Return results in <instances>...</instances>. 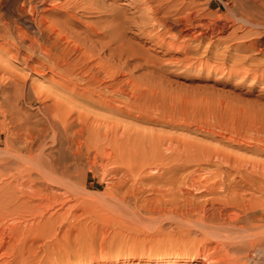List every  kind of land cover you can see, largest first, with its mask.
<instances>
[{
    "label": "rangeland",
    "instance_id": "374dc122",
    "mask_svg": "<svg viewBox=\"0 0 264 264\" xmlns=\"http://www.w3.org/2000/svg\"><path fill=\"white\" fill-rule=\"evenodd\" d=\"M59 1L64 3L66 0ZM190 1L194 2L191 8L193 26L208 25V34L203 38L200 37L202 29L198 26L197 29L192 27L188 31L184 30L172 40L171 36L162 34L161 27L143 24L138 2L134 0H78L80 7L70 12L77 19L57 11L44 12L56 28L65 30L70 45L84 40L89 44L93 42L90 48L98 54L95 66L111 74L109 77L106 74L108 80H105L106 76L100 75L104 77L102 84L96 82L93 85L96 91L102 90L101 98L97 93H87L82 85L76 88L77 95L65 90L62 92L55 88L57 86L49 78V73L44 76L34 73L23 68L19 59L0 54V64L16 77L26 80L25 92L28 91L29 95H26L29 97L25 105L21 106L20 114L28 115L35 128L42 126L40 121L49 115L51 120L55 119L58 137L62 139L60 145L47 140L46 143L49 146L51 143L53 147L46 145V150L54 158L58 157L57 162L61 167L66 165L65 179L58 180L65 183V188L62 187L67 191L60 185L61 189L57 184H52L54 188L51 190L55 189L53 191L57 195L50 197L55 204L47 201L40 205L37 199L33 206L31 203L19 209L18 215L13 218H17L15 221L8 219L15 223L18 234L22 233L18 236L19 240L24 235L27 238L31 236L28 240L24 237L20 241H23V245L30 247L32 244L31 250L39 248L32 252L33 263L86 264L105 261L106 264H118L123 259L126 264H142L144 260L143 264H154L153 260L163 256L180 258L182 264L210 263L209 260L204 261L201 250H197V246L202 243L197 244L200 234L194 229V223H191V214L187 217L179 215L178 207H166L170 211L163 209L164 199H173L178 206L195 200L197 204H193L200 206L199 203L203 204L210 197L220 200L224 192L216 190L210 193L208 190L225 179L223 184H232L238 193H244L246 200H264V27L249 26L238 18L242 11L249 9L255 2L247 0L245 3V0H241V4L245 3L243 7L236 0L234 3L231 0ZM18 2H15V8L19 6ZM90 2L99 9H89ZM153 5L149 0L146 6ZM256 5L253 4L254 7ZM85 6L87 10L82 11L80 8ZM257 7L258 11L264 13V6ZM175 19L168 18L166 22L176 25L173 31L177 33L182 24H179L178 19L173 21ZM90 27L96 30L109 27L112 32L108 37L95 39L90 34L93 31ZM110 38L114 40L106 47V42H111ZM249 40L255 42L253 50L241 46ZM169 41H173L172 44ZM243 57L249 59L244 62ZM88 73L90 77V71ZM31 85L38 88L42 86L44 96L48 95L49 98L45 100L47 103L43 102L48 105L47 108L41 102L43 99L36 98L29 90ZM84 92L87 98L81 96ZM33 121H39V124ZM58 121L62 125L57 124ZM82 126H91L88 132L92 128L94 130L89 132L91 146L87 141L85 147L77 149L73 145L71 151L67 140L71 138L77 143L75 132ZM64 127L68 133L76 127L79 130L75 129L74 133L70 132L66 136L63 135ZM74 149L82 154L78 160L72 155L76 153ZM55 150H58V156H55ZM86 155L90 159H86ZM127 168H130V172L126 171ZM184 173H189L186 187L181 186L188 190L186 197H182L181 191L178 194L177 189ZM33 176L37 178L39 172ZM168 176L179 179L177 187L172 190L165 183ZM247 180L255 182L256 187L250 188ZM61 191L63 195L67 194L59 196ZM162 192L168 193H164L163 197ZM184 198L186 202H182ZM187 199L192 201L188 202ZM29 210L33 213L37 211V214ZM42 216L46 220L49 216L51 220L48 218L47 221L51 223L50 227ZM188 219L191 220L186 221ZM11 222L7 224L13 225ZM194 254H197L196 261L188 263V257ZM1 259L0 264L12 257L6 255V258L4 256Z\"/></svg>",
    "mask_w": 264,
    "mask_h": 264
},
{
    "label": "bare ground",
    "instance_id": "6f19581e",
    "mask_svg": "<svg viewBox=\"0 0 264 264\" xmlns=\"http://www.w3.org/2000/svg\"><path fill=\"white\" fill-rule=\"evenodd\" d=\"M16 1L17 0H0V54L4 57L10 56V57H12V59L13 58L19 59L22 62L21 64H22L23 68H26V69L34 72V73L36 72V73H39L43 76L47 75L49 73L48 76H49V78L52 79L51 81H55V84L57 86L55 88H57L58 90H61L62 92H64V90H65L68 93L71 92L72 94L77 95L76 94V88L78 86L82 85L83 86L82 89H85L87 91V93H91V92L94 94L97 93L98 97L101 98L102 94H103L102 90L100 89V90L96 91L94 89L93 85H95L96 82H98V83L100 82V84H102L101 83L102 78H104L106 76V74H108V73L106 71L100 70L99 67L95 66L96 63H94V62L97 61L96 56L98 54L96 55L95 51L92 48H90V46L93 44V42H90V44H89L87 41L85 42V40H84L82 42L80 41L81 43L75 42L76 44L75 43L73 44V42H72V44L70 45L71 41H67L69 39V36H67L68 34L65 32V30H63V28H61V29L56 28L57 26L53 25V23L50 22L51 20L49 21V18L44 15L45 14L44 12H47V11L48 12L49 11L50 12H56L57 11V12H59V14L66 13L70 18L71 17L76 18V16L70 12L72 9H77L80 7V5L77 3L78 0H66L64 3H61V1H59V0H19V2H18L19 6L17 8H15L14 5H15ZM134 1L138 2L137 8H138V11L140 12V15H141L140 18L143 21V24H151L152 26H159V28L161 27L163 29L162 34L171 36L172 40L174 38H176L177 35L182 34V32L184 30L188 31L192 27L196 28V29L198 26L201 27L202 31L200 30L201 31L200 37L206 36L208 34V32H207L208 25L207 24H200L198 26H196V25L193 26V24H192L193 23L192 22L193 17H192L191 8H192V5L194 4L193 1H190V0H151L152 3L155 4L153 6H146L148 4L149 0H134ZM231 1H233V3H234L236 1L240 2L241 0H236V1L231 0ZM246 1L247 0H245V3H246ZM250 1L255 2L253 4H257L256 6H260V7L264 6V0H250ZM250 1L248 0V2H250ZM90 3L91 4H89V9L93 8V7L96 9H99L96 4L93 3L95 5L94 6L92 4V2H90ZM245 3L242 2V4H241V2H240L239 4L243 5V7H245L244 6ZM60 4H62V5H60ZM253 4H251V7H250V5H247V7H250V8L247 10H245L246 8H244L245 11H242L240 13V17H238V18L241 20V22H244L245 24H247L249 26H253L255 28L264 27V13H261L260 11H258L257 9H259V8L258 7L256 8V6L254 7ZM86 7L87 6H85V8L83 7L80 9L82 11H86L87 10ZM60 9H63V10L58 11ZM193 10H194V8H193ZM193 12H195V11H193ZM193 15H195V14H193ZM161 17L164 19H162ZM172 17H174V19L175 18L178 19L180 21V23H179L180 25L182 24V28L179 29V31L177 33H175L173 31V29H176V25H174V26L169 25L168 22H166L168 18L170 19ZM176 19L173 21H176ZM142 21H140V22L142 23ZM116 24H118V23H116ZM125 26L126 25H124V27ZM59 28H60V26H59ZM91 29H93V28H91ZM99 29L98 30L93 29L92 33H90L93 35V37L95 39L108 37L112 32L111 31L112 28H109V27L108 28H102V29H100V31H99ZM185 36H186V34H185ZM161 39H163V38H161ZM113 40L111 39L110 43L106 42L105 46L108 47L112 43ZM99 41H100V39H99ZM99 41H97V42H99ZM103 41H105V40H103ZM172 42L173 41H169V43H171V44H172ZM254 43L252 40H249L247 44L244 43L245 45L242 44L241 46H244V48L247 50H250V49L253 50L252 48L255 46ZM119 44H120V42H119ZM96 45H98V44H96ZM125 52H127V51H125ZM7 59H9V58H7ZM243 59L245 62L249 58L243 57ZM250 59L253 60V58H250ZM5 67L2 66V63L0 64V251L3 250V252L0 253V259L4 258V256L6 258V255H9L12 257V259H10V260L4 259L2 264H37L38 262L37 263L32 262V260H33L32 257H33V253L35 252L34 249L38 248V247H35L33 250H31L32 244L30 245V247H28V246L26 247L25 245H23V241H22V243L20 241L24 240L25 235L23 236V238L21 240H19V237L21 236L22 233L19 235L18 234L19 232L17 231L18 229H17V226L15 225V223L13 224V221L11 222L8 219L9 218L13 219L15 216H17L18 214H16V213H19V212H17L19 209L22 210V209L26 208L28 205H30L31 203L33 206L34 201H36L37 199H38L37 202H39L40 205L45 204L47 201H51L53 203V199L51 200V197H53V195H57V194L56 193L54 194V192L56 191L55 189H53L55 191H53L51 189L54 188V186L56 184L59 187V189H61L60 186L61 187L64 186L65 183H62L63 182L62 180H61L62 182H60L58 179H61V178L65 179L64 177L66 176L67 173H66V165H63L61 167L59 165V163L57 162L58 157L54 158V156L52 155L51 152H47L48 150H46V148H47L46 145L47 146H49V145L46 142H48L47 140H50L52 144L60 145L62 139L60 137H58V130L59 129L57 128V126L54 122L55 119H54V121L51 120L49 118V115L45 116L44 119L42 121H40V123H41L40 125H42V126L35 128L36 126L32 125V123H31L32 121H30V119H29L30 117L28 115H21L20 114V111L22 110L21 106L25 103L26 99H28L27 97H29V96H27V95H29V94H27L28 91L25 92L26 91V83H25L26 80L24 81L23 78L21 80V78L16 77V75H13L11 73V71H9V69L5 68ZM88 71H90V73H91L90 77H89ZM109 74H108V77H109ZM100 75H102L104 77L101 78ZM54 77H56L58 79L54 80L53 79ZM106 78H107V76H106ZM105 80H108V78ZM79 82H81V83L79 84ZM41 88H42V86H41ZM41 88H38V87L31 85L29 90L32 92V94L35 95L36 98H40L41 100L43 99V101H41L43 103V102H46L45 100H47L48 95L44 96V92ZM110 93H112V92L110 91ZM85 94L86 93L84 92L83 94H81V96L84 98H87L86 97L87 95H85ZM119 95H121V94H119ZM52 99H53V97H52ZM48 100H49V98H48ZM123 101L126 102V100H124V98H123ZM28 104H30V103H28ZM43 105L45 108L48 107L47 104L45 105L43 103ZM60 105H61V103H60ZM23 111H24V108H23ZM41 111H43V110H41ZM63 111H64V109H63ZM76 114H77V112H76ZM59 116H61V115H59ZM74 119H73V121H74ZM61 120H64V119H61ZM60 121H58V122H60ZM35 122L36 121H33L34 124H35ZM58 122H57V124L62 125L61 122H63V121H61L60 123H58ZM79 123L80 122H78V124ZM37 124H39V121ZM63 124H66V123L63 122ZM71 124H69V125H71ZM83 126H82V128H80V130L78 129L79 131L76 129L77 127L75 128L76 131H78V132H75L77 134V137L75 136L77 138L76 139L77 143L74 141V139L71 140V138L69 140H67V145H69L70 148H72L73 145H75L76 146L75 148H77V149L83 148L87 145V141H89L91 139L89 132H90V130L92 132L93 128L90 129L88 132L87 129L91 128V126H89V128H88V126L86 128ZM65 127H66V125H65ZM65 127H64V134L63 135L68 136L67 134H69L71 131L68 133V130ZM75 129H73V131H75ZM62 132H63V130H62ZM93 132H94V130H93ZM93 135L94 134H92V136ZM61 137H62V135H61ZM70 137H71V135H70ZM67 138L68 137H66V139ZM63 140H65V139H63ZM92 140H93V138H92ZM51 143H50L51 146H49V147H53ZM74 143H76L78 145H76ZM88 144H89V146H91L90 145L91 142ZM89 146L87 148H89ZM92 146H94V145H92ZM59 147H58V150L60 149ZM58 150L54 151L56 154L55 156H58ZM74 150H76V149H74ZM71 151H73V148L71 149ZM78 151H80V150H78ZM74 152H76V153H73V152H71V153H73L72 155H73V157H75V160L80 159L81 153L79 154L77 152V150ZM89 156H87L86 159H88V158L90 159L91 156L90 157ZM92 159H94V158H92ZM95 161H97V160H95ZM86 162H87V160H86ZM93 163L95 164V162H93ZM128 169H130V168H127L126 171L130 172ZM134 169H137V167ZM198 169H196V170H198ZM36 172H39V176L37 178H35L33 176V174ZM189 172L191 173V171H189ZM211 172H213V171H211ZM186 173H184V177H181L182 180L180 181V185H178V188H177L179 190L178 194L180 193V191H181V194H183L182 197L184 195H185V197H186V195H188L187 188H185V189L181 188V186H183V185L185 186V183L187 181L189 173L187 175H185ZM193 173H195V172H193ZM122 174H124V172ZM174 175L176 176V174H174ZM127 176H129V175H127ZM129 177H131V175ZM168 177L169 178L165 179V183H167L169 186V189L172 190L173 187H177L176 184L179 181V179L177 178L178 180H175L176 178H174V176H172L173 178L171 176H168ZM189 177H191V176H189ZM5 179H7V180H5ZM55 180H57L56 182H58V183L59 182L62 183V185L60 183L59 184L55 183L54 182ZM51 181H53V183H51ZM190 181H191V179H190ZM224 181H226V180L224 179L223 182ZM64 182H65V180H64ZM223 182H221L218 185L211 186L213 189L211 188L208 190L210 193H213L214 191L216 192V190L220 191V192H224L225 195L222 196L223 198L220 197L221 198L220 200H217L213 197H210L207 200H205V202L203 201L205 204L199 203L200 206L199 205L195 206L194 204H197L196 200H195V202H193L194 203L193 204L191 202L192 200L187 199V201L191 202L192 204L187 202L188 204L185 205L186 203H183L181 206L184 205V207H181V206L175 205L176 203L174 201H172L173 199H171V200H165L164 199V202L162 203L164 205L163 209H167L166 207H168L169 209L178 207V210L180 209V211H178L179 215L187 217V215L191 214L192 220L188 219L186 221L191 220L192 222L191 221L190 222L192 224L194 223L193 224L195 226V227L193 226L194 229L196 228L197 229L196 232H198L200 234V239L199 240L197 239L198 240L197 244H200V243H202V244L197 246V250H199V251L201 250V254H203L202 256L204 258V261H208V260L210 261V263H208V262H205V263H207V264H264V200L254 201L252 198H249V200L248 199L246 200L243 196V194H244L243 192H242L243 194H240L236 191L237 189L234 186H232V184H229V182H228V185H224ZM245 182H246V180H245ZM66 184H67V182H66ZM247 185L250 188L256 187V184L253 181L247 180ZM67 187L68 186H66V188ZM64 188H65V186H64ZM62 189H63V187H62ZM196 189H197V187H196ZM207 189H205V190H207ZM63 190L67 191L66 189H63ZM57 191H58V189H57ZM205 192H207V191H205ZM209 192H207V193H209ZM164 193H168V192H162L163 197L165 196ZM189 193H190V190H189ZM66 194H64V195H66ZM68 194H69V192H68ZM58 195L64 196L62 191ZM189 195H191V194H189ZM67 198L64 197V199H67ZM156 198H158V197H155L154 199H156ZM205 198H206V196H205ZM62 199H63V197H62ZM62 199L60 200L61 202H62ZM21 200H23V201H21ZM185 200L186 199L184 198V200H182V202H184ZM54 201L56 202V200H54ZM60 201H59V203H60ZM139 202H140V199H139ZM157 202H159V200ZM160 203H161V200H160ZM180 203H181V201L179 202V204ZM53 204H55V203H53ZM60 204H62V203H60ZM177 204H178V202H177ZM58 206H60V205L58 204ZM186 206H188L187 207L188 209L186 208ZM42 207H44V209L46 208V206H44V205ZM42 207H40V208H42ZM49 207H50V205H49ZM36 208L34 210H36ZM152 208H153V206H152ZM169 209H167V210H169ZM39 210H41V209H39ZM45 211H46V209H45ZM50 211H52V210H50ZM24 212L25 211H23V213ZM58 212H59V210H58ZM58 212H57V214H59ZM31 213H33V212H31ZM39 213H40V211H39ZM167 213H169V212H167ZM33 214H37V211H36V213H33ZM40 215H41V213H40ZM45 215L47 216V214H45ZM120 215H122V213ZM133 215H135V214H133ZM171 215H172V213H171ZM173 215H174V213H173ZM21 216H23V215H21ZM21 216L19 215V217H21ZM49 216H48V218H49ZM44 217L45 216H42L41 218L43 219ZM39 218H40V216H39ZM48 218H47V220H48ZM15 219H17V218H15ZM15 219H13V220L15 221ZM184 219L185 218H183V220ZM49 220H51V219L49 218ZM8 221L11 222L13 225L7 224V223H9ZM34 222H36V221L34 220ZM48 222L49 221H47V223ZM191 223H188V224L191 225ZM23 224L25 225V223H23ZM50 224L51 223L49 222V224H48L49 227H50ZM30 225H31V223H30ZM39 226H40V224H39ZM48 226H47V229H48ZM28 227H29V224H28ZM21 228H23V226ZM27 231H29V230H27ZM34 231H36V230H34ZM49 231H51V230H49ZM30 232H32V231L30 230ZM35 233L36 232H34V234ZM26 235H28V234H26ZM32 236H33V234H32ZM25 238H27V237H25ZM28 238H27V240H28ZM30 238H31V236H30ZM9 243H11V244H9ZM40 244H42V241ZM45 244H46V242H45ZM50 244H52V241ZM210 244H213V246L212 245L209 246ZM34 246H36V245L34 244ZM210 250H212V252H209ZM44 251L45 250L43 249V253H44ZM207 252H208V254H207ZM109 258H110V256H109ZM183 258H185V257H183ZM196 258H197V254H194L192 256H189L188 259L187 258H185V259H187L188 260L187 262L190 263V261L191 262L196 261ZM145 259H146V256H145ZM179 259H177V257L172 258L170 256L169 257L163 256V257H158L157 259L153 260V263L154 264L155 263L156 264H182L181 259L180 260ZM140 260H142V259H140ZM38 261H39V259H38ZM42 261H43V259H42ZM144 261H146V260H144ZM143 262H141V263L143 264ZM49 263L50 262H48L47 264H49ZM205 263H197V264H205ZM41 264H43V263H41ZM86 264H106V262L102 261L99 263L96 261H92V262H88ZM113 264H114V262H113ZM118 264H126V261H124L123 259L122 260L120 259Z\"/></svg>",
    "mask_w": 264,
    "mask_h": 264
}]
</instances>
